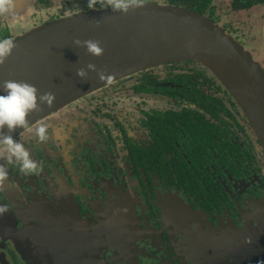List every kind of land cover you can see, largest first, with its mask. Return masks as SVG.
<instances>
[{
	"label": "flooded vegetation",
	"instance_id": "obj_1",
	"mask_svg": "<svg viewBox=\"0 0 264 264\" xmlns=\"http://www.w3.org/2000/svg\"><path fill=\"white\" fill-rule=\"evenodd\" d=\"M116 2L12 0L0 39ZM119 2L200 13L264 69V0ZM14 139L40 171L24 174L0 148V264H264V147L202 64L135 72Z\"/></svg>",
	"mask_w": 264,
	"mask_h": 264
},
{
	"label": "water",
	"instance_id": "obj_2",
	"mask_svg": "<svg viewBox=\"0 0 264 264\" xmlns=\"http://www.w3.org/2000/svg\"><path fill=\"white\" fill-rule=\"evenodd\" d=\"M74 40L97 41L103 54L89 55ZM13 42L11 54L0 63V85L7 80L26 82L39 94L55 95L50 106L41 104L31 112L28 124L11 133L13 137L130 74L193 60L226 86L264 147V69L233 37L200 13L133 3L126 11L93 10L39 25ZM88 65H94L95 70H88ZM79 69L86 71L85 78L77 76Z\"/></svg>",
	"mask_w": 264,
	"mask_h": 264
},
{
	"label": "clouds",
	"instance_id": "obj_3",
	"mask_svg": "<svg viewBox=\"0 0 264 264\" xmlns=\"http://www.w3.org/2000/svg\"><path fill=\"white\" fill-rule=\"evenodd\" d=\"M95 0H89L91 8ZM12 0H0V15H6L10 11ZM127 5L117 0L113 4V10L126 11ZM77 46H83L87 53L92 56H100L103 49L94 40H74ZM14 42L11 39H0V63L11 54ZM88 70H95L94 65H88ZM87 75L84 69L77 71V76L81 79ZM0 145L6 146L7 161L17 162L20 170L26 174H37L40 171L38 162L31 158L29 151L14 139L13 133L17 128H24L28 124L27 117L35 111L39 105H51L55 101V95L51 92L39 94L38 89L29 83H21L14 80H7L0 85ZM5 130H7L5 132ZM35 135L40 142L48 139L47 127L40 126L36 129ZM8 179V171L4 166H0V184ZM2 211V210H0Z\"/></svg>",
	"mask_w": 264,
	"mask_h": 264
},
{
	"label": "rangeland",
	"instance_id": "obj_4",
	"mask_svg": "<svg viewBox=\"0 0 264 264\" xmlns=\"http://www.w3.org/2000/svg\"><path fill=\"white\" fill-rule=\"evenodd\" d=\"M81 12H83V11H81ZM81 12H80V13H81Z\"/></svg>",
	"mask_w": 264,
	"mask_h": 264
}]
</instances>
